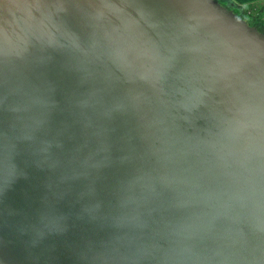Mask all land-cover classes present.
I'll return each mask as SVG.
<instances>
[{
	"label": "water",
	"instance_id": "95a60500",
	"mask_svg": "<svg viewBox=\"0 0 264 264\" xmlns=\"http://www.w3.org/2000/svg\"><path fill=\"white\" fill-rule=\"evenodd\" d=\"M225 2L0 0V264H264V35Z\"/></svg>",
	"mask_w": 264,
	"mask_h": 264
},
{
	"label": "trees",
	"instance_id": "16d2710c",
	"mask_svg": "<svg viewBox=\"0 0 264 264\" xmlns=\"http://www.w3.org/2000/svg\"><path fill=\"white\" fill-rule=\"evenodd\" d=\"M217 1H219V0H217ZM227 2H225V3H227ZM255 6H258V5H249L245 8L238 7V9L235 10V14L238 16V18H240L242 21L247 23V25L250 28L256 30L261 35H264V20L260 16L263 9H260V14L256 17L252 16L250 13L254 9Z\"/></svg>",
	"mask_w": 264,
	"mask_h": 264
},
{
	"label": "crops",
	"instance_id": "0c3cea01",
	"mask_svg": "<svg viewBox=\"0 0 264 264\" xmlns=\"http://www.w3.org/2000/svg\"><path fill=\"white\" fill-rule=\"evenodd\" d=\"M227 1L241 8H245L249 5H259L264 2V0H227Z\"/></svg>",
	"mask_w": 264,
	"mask_h": 264
},
{
	"label": "rangeland",
	"instance_id": "374dc122",
	"mask_svg": "<svg viewBox=\"0 0 264 264\" xmlns=\"http://www.w3.org/2000/svg\"><path fill=\"white\" fill-rule=\"evenodd\" d=\"M260 9H263L261 14H260ZM250 13L252 16H255V17L260 14L261 18L264 20V2L259 4L258 6H255L254 9Z\"/></svg>",
	"mask_w": 264,
	"mask_h": 264
}]
</instances>
